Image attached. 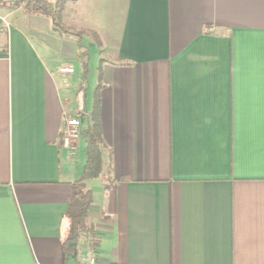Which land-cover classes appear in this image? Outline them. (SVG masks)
I'll return each instance as SVG.
<instances>
[{
  "label": "crops",
  "instance_id": "crops-1",
  "mask_svg": "<svg viewBox=\"0 0 264 264\" xmlns=\"http://www.w3.org/2000/svg\"><path fill=\"white\" fill-rule=\"evenodd\" d=\"M70 1L101 43L99 245L63 247L98 67L90 89L75 33L22 6L0 33V264H264V0Z\"/></svg>",
  "mask_w": 264,
  "mask_h": 264
},
{
  "label": "trees",
  "instance_id": "trees-1",
  "mask_svg": "<svg viewBox=\"0 0 264 264\" xmlns=\"http://www.w3.org/2000/svg\"><path fill=\"white\" fill-rule=\"evenodd\" d=\"M25 2L23 7L28 9L29 12L41 14L49 18L55 26L63 29L57 22L56 10L58 11L64 0H58L54 3L47 0H26ZM90 34L96 41L97 46L100 47L101 43L97 34L94 32ZM101 79V68L98 67V83L95 100L87 128L84 132L86 138V146L84 149L86 161L79 178L71 185L70 201L63 216L66 223V236L63 240L66 257L74 255L76 252L74 246L80 240L84 241L85 246L90 252H94L99 245L98 236L94 228L85 223L89 208L93 202L92 192L87 189L85 182L100 177L106 178L107 183L110 182V171L104 168L101 155L102 139L98 119V90L101 86Z\"/></svg>",
  "mask_w": 264,
  "mask_h": 264
},
{
  "label": "rangeland",
  "instance_id": "rangeland-1",
  "mask_svg": "<svg viewBox=\"0 0 264 264\" xmlns=\"http://www.w3.org/2000/svg\"><path fill=\"white\" fill-rule=\"evenodd\" d=\"M22 4L17 8L18 10H22V6L25 5V0H23ZM58 0H53L52 3L56 2ZM62 6V7H61ZM58 11L56 10V17L57 22L62 26L63 29L71 30L75 35L77 36V42L79 45V51H78V60L81 62V64L87 62L89 66V76L86 79V87L88 86L90 89H92V86L96 82V70L98 67V58L100 54L98 53L97 49L98 46L96 44V41L91 36V32L86 28H78L75 29L73 25L68 24L66 21L69 20V18L72 17V14L74 12L75 5L70 0H64V2L61 4ZM70 21V20H69ZM85 86V84H84Z\"/></svg>",
  "mask_w": 264,
  "mask_h": 264
},
{
  "label": "built area",
  "instance_id": "built-area-1",
  "mask_svg": "<svg viewBox=\"0 0 264 264\" xmlns=\"http://www.w3.org/2000/svg\"><path fill=\"white\" fill-rule=\"evenodd\" d=\"M23 0H0V33L7 29L6 21L7 12L17 9ZM60 75H68L73 73V68L63 66L59 68ZM81 119L80 117L67 116L63 119L62 128V146L67 152L68 159L75 157L77 153V140L81 137ZM83 264H95V257L86 252L80 259Z\"/></svg>",
  "mask_w": 264,
  "mask_h": 264
}]
</instances>
